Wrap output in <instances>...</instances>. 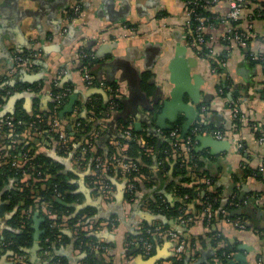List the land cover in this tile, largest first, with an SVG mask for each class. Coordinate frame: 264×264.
<instances>
[{
  "label": "crops",
  "instance_id": "0c3cea01",
  "mask_svg": "<svg viewBox=\"0 0 264 264\" xmlns=\"http://www.w3.org/2000/svg\"><path fill=\"white\" fill-rule=\"evenodd\" d=\"M77 5L81 7V14L70 22L68 15ZM229 8V1L221 0L211 9L216 17V27L211 34L216 38L219 57L225 59L224 63H219L223 72L215 73L208 59L202 56L204 51L187 37L185 0H0V78L7 80L0 85V89L7 91L0 107V127L4 122L12 128L8 118L11 120L20 109L31 119L30 123L21 120L20 126L29 125L21 134H15L14 129L11 133L0 130V167L6 149L15 150L24 144L22 149L33 153V157L41 155L60 161L64 173L74 174L72 183L83 195L84 203L90 197L96 205L94 225L91 224L96 227L95 235L101 245L99 250H94L97 264H216L227 249L233 251L227 264L234 262L235 255L239 254L247 264H264V142L259 139H264V66L253 65L248 60L250 54L262 55L264 59V18L252 22L253 36L248 47L242 49L227 39L228 31L235 26L225 19ZM249 14L250 11L244 13L241 28H245ZM182 48L186 49L183 58L191 66V84H195L196 78L202 82L200 103L195 105L197 115L189 133L201 122L203 127L222 131L225 135L224 139H217L199 134L195 137L194 149L200 154L202 169L214 179L209 190L220 193L222 206L232 203L239 195L244 209H250L252 217H244L245 230L223 216L216 219L219 212L215 214V220L208 221L198 213V199L186 204L174 190H167L174 179L177 159L189 155L185 148L173 154L165 182L158 178L160 169L155 161L150 167L154 185L149 186L140 178L141 190H137L136 198L130 200L128 197L129 179L122 166L126 163L123 155L128 148L121 141L125 127L151 135L158 143H173V131L182 138L187 120L177 105L163 114L162 124L172 129L158 126V117L175 89L170 65ZM82 52L97 60L89 69L97 87H90L85 79L86 66L79 56ZM23 55H34L29 66L16 64L15 58ZM31 79L33 83L28 82ZM228 79L233 87L227 98L222 99L218 85ZM7 86L10 89H6ZM54 88L71 89L60 119L54 112ZM111 90L119 107L115 112L102 114L99 133L89 138L93 141V154L101 150L103 159L109 164L104 176L108 179L109 175L113 192L105 196L89 180L94 175L90 165L84 167L71 155H59L58 130L53 126L59 121L62 130L74 135V123L79 117L93 120L88 104L99 96L108 105ZM74 97L71 112L64 113ZM185 102L190 103L188 94H185ZM235 109L247 117L237 130ZM67 114L72 115L64 119ZM41 123L43 126L36 127ZM234 132L240 139L239 148L232 141ZM201 137L212 138L222 146L214 150ZM114 148L118 153L112 161L107 155ZM22 156L23 153L15 157L13 164L23 166L26 155ZM15 182L9 180L0 192V264H48L50 260L41 251L39 241L34 242L25 255L3 251L1 241L10 230L9 221L16 212L1 213L7 204L3 196L15 188ZM157 194L164 195L172 206L183 203L187 219L164 216L173 222L172 226L155 221L154 217L163 216L151 209V203L157 202ZM242 214L244 210L239 206L230 218ZM40 220L38 212L35 213L33 226L39 235ZM145 224L176 232L185 241L184 251L179 253L176 242L168 237L155 235L154 254L144 256L137 240ZM66 235L69 241L57 246L55 254L64 258L67 264H87L88 253L76 247L75 234L68 230ZM235 263L242 264L240 261Z\"/></svg>",
  "mask_w": 264,
  "mask_h": 264
},
{
  "label": "trees",
  "instance_id": "16d2710c",
  "mask_svg": "<svg viewBox=\"0 0 264 264\" xmlns=\"http://www.w3.org/2000/svg\"><path fill=\"white\" fill-rule=\"evenodd\" d=\"M204 16L213 18L215 16L212 14L211 10H206L202 12ZM264 18V17H263ZM208 59L216 69V73H222L219 69V63L225 62L223 56L217 59H212L207 56L205 52L202 53V56ZM251 64L257 65L260 64L264 66V59L260 61H250ZM97 63V60L93 57H88L83 61V64L92 69L94 64ZM7 80L0 78V85H2ZM31 87V86H26ZM233 87L231 80H226L218 85V91L222 99H226L228 93ZM6 89H10L9 86ZM67 88H54V93H59ZM221 91V92H220ZM7 96V91L0 89V107L4 104V99ZM262 99H264V90L262 92ZM65 106V105H64ZM64 106L60 109H54L55 117L60 119L61 111ZM56 107V104H55ZM88 109L91 110L92 121H89L88 118L79 117L78 122H81L82 127L79 131L75 132L74 135L68 134L69 139L72 138L70 144L63 147H59V155L64 157L68 156L70 151L73 152V159L76 160L81 156V147H76L74 144L82 141L83 145L86 146L87 140L92 137L96 132L99 133L101 126L102 118L105 112L109 111V104L105 103L103 99L99 96L96 97V100H92L88 104ZM21 110V109H20ZM20 110L13 116L10 120L13 127L8 128V125L2 123L0 130L5 133H11V130H15V134H21L26 132L29 125H18L19 121H24L30 123L31 119L25 116L24 113ZM72 114H67L63 118H69ZM46 119V118H45ZM42 124V125H41ZM36 124V127L43 126V123ZM44 126H46V121H44ZM236 130L241 129L242 121L240 119L235 120ZM127 130L125 127L124 131ZM123 131V132H124ZM133 136L138 137L139 139H126L124 133H122V139L124 144L128 146L126 152L124 153L123 161L126 163L133 162L136 163L139 170L138 172L129 173L128 179L137 186V190H141V184L138 179L142 178L145 180V183L149 186L154 185L153 176L150 167L153 162L156 161L157 167L160 169L157 172L158 178L160 181L165 182L166 178L164 177L170 170V165L173 162V154L177 149L174 148V143H164L163 141L158 143L157 138L153 136H148L144 133H139L132 131ZM258 137H261L258 135ZM58 139V138H57ZM96 139V138H95ZM59 141V140H58ZM96 144V142H95ZM24 144H21L15 150L6 149L4 152L3 166L0 167V192L4 189L6 183L9 180H16L15 188L11 189L4 194L5 204L1 213L15 212L13 217L9 221L10 230L4 234V237L1 241L3 251L5 253L11 252L14 255H25L26 251L31 249L35 242V228L33 226V217L34 214L38 212L40 216L39 224V243L40 249L42 252L49 251L53 259L50 260L48 264H54V262H59L60 264H67L66 260L62 257H59L55 254L57 246H60L61 243L65 244L69 241L67 237V231L71 230L76 237L75 245L79 249L86 251L88 257L86 260L87 264H97L94 248L98 245V238L95 235V228L93 218L96 215V209L94 207H87L76 215V205H81L84 203L85 199L83 195L77 192L76 184L72 183L75 179L74 174L64 173V167L60 161H55L51 158L38 155L33 157V153L28 152L27 149H22ZM23 153L22 158H24L23 166L19 167L13 164L15 157H19V154ZM118 151L116 149H110L107 158L113 161V156L116 155ZM102 156L105 158L103 152L99 150L98 154H93L91 149L88 150L84 159L81 160V166L90 165L91 169L95 165V157ZM200 154L196 149L192 151V154L185 156L184 158L177 159L173 171V181L168 185V191H175L177 197H179L183 203L189 204L194 200L198 199L200 205L197 206L198 213H202L206 208L207 203H211L214 206L216 211L227 210L229 215L232 214L239 206L244 210V214L239 217H234L233 219L239 218L241 221L245 222L244 217H252L250 209H244V205L240 202L239 195H236V198L232 203H227L225 206H222L221 196L218 191H211L209 187L205 184L204 178H208L214 184V179L202 169V164L200 161ZM119 158V157H118ZM116 165V164H115ZM103 173V172H101ZM102 178L110 183L104 175ZM258 178V177H257ZM90 182L92 186L99 188L95 183L99 182L100 175L94 174L90 177ZM137 194V193H136ZM136 194L133 197H128L130 200L136 198ZM157 202L155 204L151 203V209L154 210L156 214L166 216L169 219H174L179 216L187 219L185 217V207L183 203H177L171 205L168 203L164 195H155ZM248 201V200H247ZM252 202H248L250 205ZM44 205L46 209L51 212V215H46L44 212ZM156 205L159 207L156 208ZM238 205V207H237ZM218 218H221V213H219ZM215 220V216L214 219ZM93 223V225L91 224ZM161 225V224H159ZM167 228V226H165ZM145 229L149 228L145 224ZM143 228V229H144ZM140 237H145L142 234ZM139 237V238H140ZM151 242H154V238L151 237ZM234 250V249H233ZM226 254L230 255L233 253L232 250H226ZM154 252L152 253V255ZM221 261L227 264L228 262L223 257Z\"/></svg>",
  "mask_w": 264,
  "mask_h": 264
},
{
  "label": "built area",
  "instance_id": "2783aa9c",
  "mask_svg": "<svg viewBox=\"0 0 264 264\" xmlns=\"http://www.w3.org/2000/svg\"><path fill=\"white\" fill-rule=\"evenodd\" d=\"M221 0H185V10H184V18L186 21V31H187V37L190 41H192L197 47L201 48L209 58L216 59L220 55L218 53V49L216 46V38L214 35H212V30L214 27H216V19L214 20L213 18L207 17L203 15V11L206 10H211L215 5H217ZM230 4L229 11L227 15L225 16V19L233 24H235L234 27H232L227 34V39L229 41H233L237 43L239 46L243 48L248 47V43L250 39L253 36V25L252 22L255 19L263 18L264 17V0H228ZM250 11L249 18L245 24V28H241L240 24L241 21H243V16L244 13ZM81 14V7L80 5H77L76 7L73 8L71 13L68 15V21L72 22L76 18L79 17ZM216 18V17H215ZM226 41V40H225ZM80 59H87L88 56L85 53H81ZM34 59V55H23V56H17L15 58L16 64L18 66H29ZM248 60L250 61H260L263 60L262 55H255V54H250L248 55ZM210 67L212 71L216 73V69L214 67V63L212 64L210 62ZM84 76L85 79L88 82V85L90 87H97V82L95 78L90 74L89 68L86 67L84 69ZM103 85V84H99ZM221 92V91H220ZM111 97L109 101V112H115L117 111L119 105L118 101L116 98V95L113 93V90L110 92ZM71 95V89L67 88L59 93H53L52 97L54 98L56 102V108L60 109L62 108L68 99L70 98ZM229 107V106H228ZM234 119H240L242 122L247 120V117L244 113L240 112L239 110L235 109L233 111ZM8 122H10V118H8ZM19 125L22 124V121L18 122ZM82 127L81 122H76L74 123V131L77 132L79 129ZM53 129L58 130V140L60 145L63 147H66V145L70 144L72 141V138L69 139L68 133L65 132L64 130L61 129V124L60 122H55ZM199 134H206L209 136H213L217 139H224L225 135L222 131H212L209 128H205L202 126V123L199 122L196 124V126L193 128V130L186 135L184 139L178 138L179 134L177 131H173L171 133V137L174 138L176 141L174 143V148L177 149L178 151L181 152V148H185L187 153L192 154V151L194 150V142H195V137ZM124 135L128 139H137V137L133 136L132 131L130 129H127L124 131ZM238 133L234 132V135H232V141L233 144L236 148L240 147V139L237 136ZM260 141L263 143L264 139L261 137L259 138ZM86 146H81L83 145L82 141H79L78 143L74 144L76 147H81V156L76 159L77 163L81 165V160L85 158L87 152L89 149L93 148V141L92 139H88ZM174 153H177L176 151ZM68 155L73 157V152L70 151ZM114 160V159H113ZM116 162L121 163L118 159H115ZM115 163V162H114ZM106 161L103 159L102 156H96L95 157V165L94 168H92L94 174L100 175V180L99 182L95 183L96 185L99 186L100 190L103 192L105 196H109L113 192V188L110 183L106 182L103 178L102 175H104V171L107 169V164ZM123 168L129 175V173L132 172H138L139 168L136 163L129 162V163H122ZM103 172V173H101ZM205 184L210 187L212 185V182L208 178H204ZM127 192L128 194L133 197L136 192H137V186L134 184V182H131L129 180L128 186H127ZM245 204H248L245 202ZM238 206V205H237ZM45 210L46 215H51V212L46 209V205L43 206ZM221 213V215L226 219L228 222H234L236 226L240 229H247V226L245 222L241 221L239 218L233 220L230 218L229 211L222 210V211H216L214 209L213 204L207 203L206 208L202 212V215L205 219L208 221H212L216 213ZM142 234L145 235V237H140L137 240V243L139 244L141 248V252L144 256H151L153 253L154 249V242H151V237L154 238L155 235H162L166 236L172 241L176 242L177 250L179 253L184 251L185 249V241L181 239L178 234L174 231H170L168 229H163L160 226L156 227H149V228H144L141 230ZM100 247L96 246L94 250H99ZM44 255L48 259H53L49 251H44ZM224 258L226 261L230 258V255L224 254ZM54 264H60L59 262H54ZM216 264H225L224 262L220 261Z\"/></svg>",
  "mask_w": 264,
  "mask_h": 264
},
{
  "label": "water",
  "instance_id": "95a60500",
  "mask_svg": "<svg viewBox=\"0 0 264 264\" xmlns=\"http://www.w3.org/2000/svg\"><path fill=\"white\" fill-rule=\"evenodd\" d=\"M185 48L179 49L177 51L176 57L173 59L171 65H170V71L172 73L171 81L175 84V89L171 94L170 101L166 102L164 104V109L162 111V114L158 117V126L162 129H172L171 126L167 127L162 124L163 114L167 113L168 108L171 106L177 105L180 112L185 114L187 122L184 124L183 132H182V139L186 137V135L189 133L196 115L197 110L195 108V105H198L200 103V84L202 83L199 78H196L195 84H191V77H190V70L191 66L188 61H186L183 57L185 55ZM33 79L28 80V82L33 83ZM13 84V83H12ZM11 84V85H12ZM185 94L189 95L190 103L185 102ZM75 97L70 100L68 105L64 109V113L71 112L73 106ZM205 139V143H207L209 146H212L215 149L222 146V143L216 142L212 138H203ZM157 168V167H156ZM94 203L91 201L90 197H87V201L81 205H76V213L75 215L80 212L81 210L87 208V207H95ZM155 221H161L166 225H173L172 221L167 220L164 216H156L154 217ZM39 241V232L35 234V244ZM236 261H240L242 264H247V261L245 258L239 254L235 255L234 262H231L229 264H236Z\"/></svg>",
  "mask_w": 264,
  "mask_h": 264
}]
</instances>
